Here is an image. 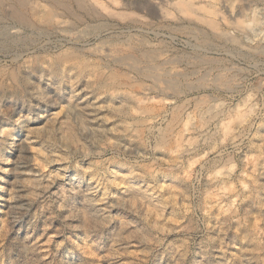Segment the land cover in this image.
<instances>
[{"label":"rangeland","instance_id":"rangeland-1","mask_svg":"<svg viewBox=\"0 0 264 264\" xmlns=\"http://www.w3.org/2000/svg\"><path fill=\"white\" fill-rule=\"evenodd\" d=\"M0 264H264V0H0Z\"/></svg>","mask_w":264,"mask_h":264}]
</instances>
